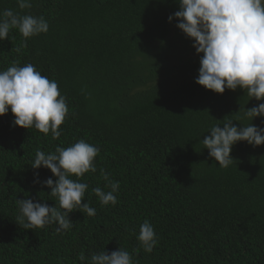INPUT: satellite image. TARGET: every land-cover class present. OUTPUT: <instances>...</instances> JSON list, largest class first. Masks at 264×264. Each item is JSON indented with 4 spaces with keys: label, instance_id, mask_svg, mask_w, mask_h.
<instances>
[{
    "label": "trees",
    "instance_id": "16d2710c",
    "mask_svg": "<svg viewBox=\"0 0 264 264\" xmlns=\"http://www.w3.org/2000/svg\"><path fill=\"white\" fill-rule=\"evenodd\" d=\"M0 0V12L42 16L47 33L24 39L13 29L0 41V71L33 64L58 83L69 114L61 136L15 126L0 117V264H81L78 256L120 248L138 264H264V145L239 142L227 169L201 143L209 129L233 119L248 100L242 89L217 94L195 83L202 54L169 16L178 0ZM251 123L264 128V117ZM99 148L97 171L86 173L83 203L96 209L70 213L73 227L25 230L17 200L59 207L51 189L34 183L57 179L33 169L37 150L55 152L78 140ZM118 181L117 204L102 206L93 189ZM77 179L76 177H71ZM152 224L158 244L144 251L138 235Z\"/></svg>",
    "mask_w": 264,
    "mask_h": 264
},
{
    "label": "clouds",
    "instance_id": "9594fccd",
    "mask_svg": "<svg viewBox=\"0 0 264 264\" xmlns=\"http://www.w3.org/2000/svg\"><path fill=\"white\" fill-rule=\"evenodd\" d=\"M16 2L21 10L32 7L31 0ZM178 2L179 10L168 19L169 22L173 18L179 21L178 29L194 41L192 46L196 53L202 54L195 83L217 94L239 88L246 92L248 100H264V0ZM13 29L24 38L16 48L20 52L27 46L29 38L47 33L49 24L42 16L20 15L12 9H5L0 12V41L8 39ZM9 110L15 117V126L34 128L44 134L51 132L53 139L61 136L60 126L69 114L66 98L61 94L58 83L42 75L31 63L18 66L14 62L7 70L0 71V117ZM237 114L239 120H249L250 123L240 124L238 128L229 118L222 126H212L208 131L210 135L201 142L221 168L227 169L233 164L230 154L237 143L264 145V128L251 123L257 117H264V103L249 109L240 108ZM99 151L97 146L84 139L67 148L58 146L51 153L37 150L31 167L46 168L57 179L55 182L52 178L40 181L36 173L34 183L51 189L50 196L58 199L59 207H50L32 199L17 200L18 225L32 230L56 224V232L62 234L73 227L69 218L73 211L82 210L89 217L95 216L94 207L82 204L88 185L80 182L79 178L97 171L95 158ZM101 176L110 191L96 187L93 192L102 206H115L120 184L111 180L103 169ZM137 238L147 253H151L158 244L154 228L147 220L140 225ZM78 259L81 264H138L128 251L120 247L110 254L105 250L94 252L90 258L81 252Z\"/></svg>",
    "mask_w": 264,
    "mask_h": 264
}]
</instances>
